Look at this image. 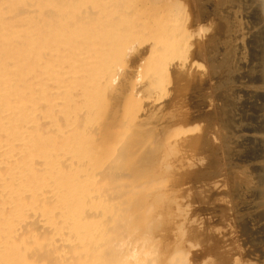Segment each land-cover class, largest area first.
Here are the masks:
<instances>
[{"label":"bare ground","instance_id":"1","mask_svg":"<svg viewBox=\"0 0 264 264\" xmlns=\"http://www.w3.org/2000/svg\"><path fill=\"white\" fill-rule=\"evenodd\" d=\"M96 1L0 0V264H189L176 247L159 250L151 227L166 215L163 199L168 206L176 202L166 190L155 191L166 183L169 156H153L187 128L179 125L155 142L152 161L133 145L128 117L112 126L105 120L107 96L131 42L153 36L132 68L130 88L157 93L165 85L157 70L182 47V33L163 30L169 7L112 0V7L93 9ZM245 7L253 11L244 25L245 69L255 70L252 86L262 90L264 0H247ZM204 48L193 55L202 56ZM257 97L263 100L257 131L264 132V93ZM259 144L263 167L252 180L254 192L264 189V140Z\"/></svg>","mask_w":264,"mask_h":264},{"label":"rangeland","instance_id":"2","mask_svg":"<svg viewBox=\"0 0 264 264\" xmlns=\"http://www.w3.org/2000/svg\"><path fill=\"white\" fill-rule=\"evenodd\" d=\"M137 1H148L162 10L172 9L163 30L169 34L182 33L183 37L182 47L174 48L167 67L156 72L165 84L162 91L144 93L130 88L132 68L139 63L153 37L146 35L131 42L134 44L131 54L122 59L107 96V125L120 124L128 117L132 121L130 139L138 153L147 158L154 143L162 140L167 132H176L179 125L187 128L170 138L171 144L161 147L153 156L161 153L169 156L166 183L156 185L155 191L166 190L171 196L169 200L176 201V206L172 201L174 206H168L163 199L166 215L152 223L153 231L158 233L157 246L159 250L176 247L178 257L189 264H264V189L254 192L252 183L263 167L257 163L262 153L259 141L264 140V132L257 131L263 112V100L258 99L257 94L264 93V89L257 87L256 90L252 86L256 83L252 80L256 72L246 70L250 52L244 39L249 28L244 25L253 11H247V0H227L228 3L224 0ZM113 4L112 0H98L93 9ZM223 4L226 10L221 7ZM115 5L120 7L118 1ZM131 11L134 10H127ZM142 11L148 13L147 9ZM219 22L224 26L222 32L217 27ZM238 27H246V30ZM234 28H238V33ZM231 32L237 38L234 39ZM203 44L205 54L194 56L193 52ZM243 55L247 57L244 59ZM251 72L255 73L250 76ZM222 86L225 89L222 90ZM185 160L191 164L185 165ZM250 192L258 194L250 198Z\"/></svg>","mask_w":264,"mask_h":264}]
</instances>
